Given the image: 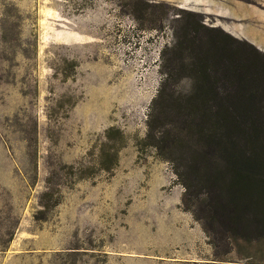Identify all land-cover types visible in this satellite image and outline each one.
I'll return each instance as SVG.
<instances>
[{
  "label": "rangeland",
  "instance_id": "374dc122",
  "mask_svg": "<svg viewBox=\"0 0 264 264\" xmlns=\"http://www.w3.org/2000/svg\"><path fill=\"white\" fill-rule=\"evenodd\" d=\"M236 1L239 29L263 24L246 10L264 0ZM221 22L168 0H0V264L264 260V213L204 219L200 201L211 152L186 108L240 104L225 72L264 64Z\"/></svg>",
  "mask_w": 264,
  "mask_h": 264
},
{
  "label": "trees",
  "instance_id": "16d2710c",
  "mask_svg": "<svg viewBox=\"0 0 264 264\" xmlns=\"http://www.w3.org/2000/svg\"><path fill=\"white\" fill-rule=\"evenodd\" d=\"M233 66L236 67L231 74L225 72V81L233 79L232 83L244 90L240 104L203 102L208 97L205 93L200 103L186 108L187 117L200 119L192 130L199 127L196 134L201 138L202 152H211L208 161L213 168L199 171V186L203 187L200 201L207 215L204 219L219 220V213H264V82L258 77L264 76V64L245 58L234 61ZM225 181L233 200L227 201V211L219 212L214 198L223 192L216 186Z\"/></svg>",
  "mask_w": 264,
  "mask_h": 264
},
{
  "label": "crops",
  "instance_id": "0c3cea01",
  "mask_svg": "<svg viewBox=\"0 0 264 264\" xmlns=\"http://www.w3.org/2000/svg\"><path fill=\"white\" fill-rule=\"evenodd\" d=\"M168 1H170L171 3L177 6H184L186 7L187 10L193 11L195 13H199L202 15H211L217 18L218 20L223 19L224 22L219 23L218 27L222 29L225 33L231 35L235 39H238V37L239 40L245 39V41L254 45L259 50L264 51V22L263 24L259 25L258 28L255 29L250 28V30H241L235 25L236 12H238V10L241 9L240 2L236 0H228V2H223L225 3L224 4L225 7L228 9L227 11L223 12L221 11V8L216 9L215 7L216 1H211V0H205V1L204 0H168ZM211 2L213 4H210ZM218 3L221 4L222 2H218ZM208 9H215V11L211 13H206V10ZM219 11L223 12L224 14L223 15L218 14ZM246 11L251 12L252 15L254 16L257 15L264 21V12L262 10L258 9V12H256L254 10L250 11L247 9ZM227 13H228V18L225 16ZM233 31L235 34L233 33ZM251 264H264V260L253 262Z\"/></svg>",
  "mask_w": 264,
  "mask_h": 264
},
{
  "label": "bare ground",
  "instance_id": "6f19581e",
  "mask_svg": "<svg viewBox=\"0 0 264 264\" xmlns=\"http://www.w3.org/2000/svg\"><path fill=\"white\" fill-rule=\"evenodd\" d=\"M204 1H205V0H204ZM186 3H187V2H186ZM199 3H200V2H199ZM199 3H198V4H199ZM202 7H203V6H202ZM204 13H205V12H204ZM206 13H207V12H206ZM206 13H205V14H206ZM225 16L228 18V13H227ZM230 29H231V28H230ZM231 30H232V29H231ZM227 31H228V29H227ZM233 33H234V31H233ZM234 34H235V33H234ZM240 34H241V33H240ZM241 36H242V35H241ZM238 39H239V37H238ZM244 40H245V39H244ZM246 40H247V39H246Z\"/></svg>",
  "mask_w": 264,
  "mask_h": 264
}]
</instances>
